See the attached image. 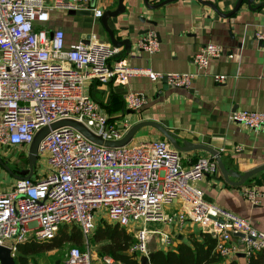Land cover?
<instances>
[{
	"label": "built area",
	"instance_id": "2783aa9c",
	"mask_svg": "<svg viewBox=\"0 0 264 264\" xmlns=\"http://www.w3.org/2000/svg\"><path fill=\"white\" fill-rule=\"evenodd\" d=\"M49 0H0V145L27 147L37 131L62 120L81 123L103 142H118L124 137L99 104L84 92L88 79L99 83L124 84L133 76L151 82L166 80L169 86L188 88L194 74L156 73L133 69L121 63L109 67L117 49L108 43L91 40L64 47V33L36 29L49 20ZM98 0H52L53 7L80 10ZM94 18L102 11L93 9ZM256 40L264 44V33ZM137 48L148 54L159 50L155 33L143 35ZM219 46L208 44L193 57L197 72L221 56ZM224 76H215L223 82ZM125 107L140 110L141 94L128 93ZM233 123L247 129L264 128V114L234 111ZM45 156L46 170L37 179L17 180L13 188L0 194V247L15 258L17 247L30 241L47 242L62 226L77 227L83 238H90L100 216L123 228L134 237L129 253L148 259V243L170 247L168 233L150 230L148 224L174 222L198 225L216 240L215 251L222 259L235 257L243 247L248 260L264 251V232L235 214L208 203L198 187L206 175L218 170L214 157L198 158L183 167L179 154L163 140H142L109 148L97 145L72 128H59L42 141L38 157ZM246 200L257 203L264 193L243 188ZM176 204L173 214L166 206ZM239 235H242L240 237ZM236 238L237 242L232 243ZM64 264H122L109 256H98L88 247L69 248ZM150 264V263H149Z\"/></svg>",
	"mask_w": 264,
	"mask_h": 264
},
{
	"label": "crops",
	"instance_id": "0c3cea01",
	"mask_svg": "<svg viewBox=\"0 0 264 264\" xmlns=\"http://www.w3.org/2000/svg\"><path fill=\"white\" fill-rule=\"evenodd\" d=\"M163 1L166 0H148V5ZM238 1L174 0L148 10L143 0H123L124 12L107 19L106 28L114 32L117 41H131L129 53L123 46L115 47L117 53L109 61V67L121 63L133 69H149L162 74L195 75L188 88L169 87L163 80L151 82L145 76L130 77L124 84H102L92 79L84 82V92L99 104L124 136L136 125L152 123L175 137L180 148L186 143L188 150H176L160 130L147 125L135 133L130 144L142 140L166 141L179 154L185 168L198 158H215L213 153L227 170L241 175L264 166V128L247 129L230 119L234 111L264 114V46L255 37L257 33H264V0L251 3L242 0L239 9L231 14ZM204 3L212 4L217 11ZM118 6L119 0H98L80 10H66L54 8L49 0L48 22L35 27L49 33L61 30L65 49L91 40L111 44L101 18L107 11H116ZM94 8L102 11L100 18H94ZM80 11L81 14H71ZM149 32L155 33L159 42V50L154 54L137 48L138 40ZM208 44L219 46L222 54L211 60L204 71L197 72L192 57ZM215 76L225 79L215 82ZM128 93L143 95L145 104L140 110L131 111L125 107L124 97ZM28 149L0 145V194L9 192L17 181L16 174L28 169ZM40 176L35 163L30 179L37 180ZM198 187L208 203L235 214L254 229L264 232V199L252 203L242 194L243 188H255L258 193H264L263 172L240 186H231L218 169L214 175L204 176ZM176 210V204L163 209L170 215ZM147 228L166 232L173 241L166 248L158 243L157 237L153 238L148 243L149 254L159 250L174 251L181 242H188L190 236L198 237L204 233L200 226L190 223L182 227L176 222L172 225L153 223ZM235 242L237 240L233 238L232 243ZM238 246L241 253L224 259L225 263L248 264L242 253L243 247Z\"/></svg>",
	"mask_w": 264,
	"mask_h": 264
},
{
	"label": "trees",
	"instance_id": "16d2710c",
	"mask_svg": "<svg viewBox=\"0 0 264 264\" xmlns=\"http://www.w3.org/2000/svg\"><path fill=\"white\" fill-rule=\"evenodd\" d=\"M65 227V226H62ZM59 228L54 239L45 243L27 242L17 247L15 264H36V256L72 243L81 251L83 236L80 230L73 226L70 232ZM89 246H98L99 256H109L122 264H237L235 261L224 262L215 251L216 240L208 234L200 233L198 237L190 236L188 242H181L173 251H154L145 258L138 259L130 254V248L135 244L134 237L117 225L99 223L92 236L88 238ZM249 264H264V251L254 254Z\"/></svg>",
	"mask_w": 264,
	"mask_h": 264
},
{
	"label": "water",
	"instance_id": "95a60500",
	"mask_svg": "<svg viewBox=\"0 0 264 264\" xmlns=\"http://www.w3.org/2000/svg\"><path fill=\"white\" fill-rule=\"evenodd\" d=\"M145 3V6L148 10H154L157 9L158 7L165 5L166 3H170L174 0H166L163 1L162 3L158 4V5H154V6H149L148 5V0H143ZM248 3H251L253 0H247ZM242 0H239L237 2V4L235 5V8L233 9L232 13H235L240 5H241ZM123 0H119V6L117 8L116 11L114 12H105L101 18V21L105 27V30L108 34L110 43L112 44V46L114 47H124L126 52L129 53L130 49H131V41L130 40H121V41H117V39L115 38V34L113 31L108 30L106 28V21L109 18H114L117 17L118 15L122 14L125 10L124 6H123ZM205 5L211 7L212 9L216 10V7L213 6L210 3H204ZM82 11L80 12H71V14H81ZM230 14V15H231ZM229 15H222V17H228ZM142 21V20H141ZM151 23V22H149ZM89 37V36H87ZM100 42H103L102 40ZM84 44H88L87 41L83 42ZM259 44L261 46H264V44H262L261 42H259ZM166 80L163 79V83H165ZM172 87V86H169ZM153 126L155 128H157L158 130H160V132L165 136V138L171 143V145L176 149V150H188L187 144L184 143L183 147L184 148H180L177 144H176V140L175 137H173L171 134H169L168 132L162 130L161 128H159V126L152 124V123H143V124H139L134 126L133 128H131V130H129V132L122 138V140L118 141V142H103L100 138L92 135L81 123L76 122L74 120H62L56 123L51 124L50 126H46L41 128L39 131L36 132L32 143L29 146L28 149V153H27V161H28V169L22 172H18L16 174V179L20 180V179H25V178H31L32 176V172H33V167L35 165V162L38 158V151H39V147L40 144L42 143V141L44 140V138L52 131L59 129V128H63V127H67V128H72L74 130H76L77 132H79L81 135H83L86 139H88L89 141H91L94 144L97 145H101L104 147H109V148H117V147H122V146H126L128 145L133 136L135 135V133L143 126ZM212 155L215 156V159L217 161L218 164V169L220 170L224 180L229 183L231 186H240L242 184H244L249 178H251L252 176L263 172L264 174V166L257 168L255 170H252L250 172H247L245 174H238L236 172H233L231 170H227L220 158L217 156L216 153H213ZM230 178H234L237 179L238 181L235 183L231 182L229 179ZM240 237H242V235H239ZM0 264H15V259L10 255V251L7 248L4 247H0ZM54 264H61L60 261H55Z\"/></svg>",
	"mask_w": 264,
	"mask_h": 264
},
{
	"label": "rangeland",
	"instance_id": "374dc122",
	"mask_svg": "<svg viewBox=\"0 0 264 264\" xmlns=\"http://www.w3.org/2000/svg\"><path fill=\"white\" fill-rule=\"evenodd\" d=\"M20 158L24 159L23 156H21ZM35 163H36V169L42 175L43 172L46 170L45 156L42 155L41 157H38ZM103 220L105 222H108V218L106 217L105 214L100 216L97 224L100 223L99 221H103ZM62 228H65L66 231L70 232L71 229L74 228V227L73 226H65V227H62ZM42 243H45V242H41L40 244H42ZM72 246H73L72 243H67V244L62 245V247L60 249H55V250H52V251H49V252H45V253L39 254L38 256H36V264H54L55 261H57V260L60 261L61 264H64L67 252H68L69 248H71ZM82 247L84 249H86L88 247L89 250H91L94 254L99 256L98 246H95V247L91 246L90 247L89 243H88V240L85 239V238H83Z\"/></svg>",
	"mask_w": 264,
	"mask_h": 264
}]
</instances>
